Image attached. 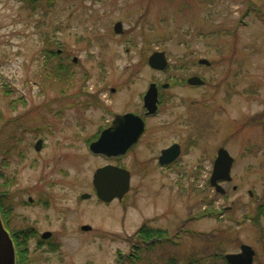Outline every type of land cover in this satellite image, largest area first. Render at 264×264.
Wrapping results in <instances>:
<instances>
[{"label": "rangeland", "instance_id": "rangeland-1", "mask_svg": "<svg viewBox=\"0 0 264 264\" xmlns=\"http://www.w3.org/2000/svg\"><path fill=\"white\" fill-rule=\"evenodd\" d=\"M156 51L165 71L148 64ZM194 75L202 86L187 84ZM151 83L161 109L140 144L119 159L93 155L115 114L141 115ZM175 143L180 156L162 167ZM221 147L235 159L224 194L210 185ZM107 164L132 175L110 204L93 184ZM0 194L9 229L37 230L31 264H117L144 226L161 240L190 232L137 264H209L215 254L225 264L243 244L264 264V0H0Z\"/></svg>", "mask_w": 264, "mask_h": 264}, {"label": "water", "instance_id": "water-1", "mask_svg": "<svg viewBox=\"0 0 264 264\" xmlns=\"http://www.w3.org/2000/svg\"><path fill=\"white\" fill-rule=\"evenodd\" d=\"M123 25L118 22L115 25V32L121 33ZM77 59H75V62ZM151 68L163 71L168 66L166 53L156 51L148 61ZM201 64L209 65L206 59L200 60ZM191 85H203L204 81L194 76L189 79ZM158 88L156 84H151L144 98L145 108L148 114H154L157 111ZM145 131V122L141 116L134 113H126L116 115L112 124L104 129L99 138L91 143L90 151L98 156L106 159L119 158L125 156L133 149L141 139ZM42 140H40L36 149L40 150ZM181 154V146L174 144L162 151L159 158L161 165H168L174 162ZM235 159L229 151L224 147L218 150V156L213 165V171L210 178L211 186L215 187L217 192L225 193L221 183L232 181V168ZM132 175L131 172L123 167L108 164L96 170L93 176V184L97 197L105 202L110 203L116 199L122 200L130 191ZM90 194H84L82 198H90ZM32 200V199H31ZM83 230H91V226L85 225ZM50 233L45 235V238ZM255 250L250 245H242L239 253H231L226 255V259L230 264H254ZM0 264H18L17 250L10 232L6 229L1 211H0Z\"/></svg>", "mask_w": 264, "mask_h": 264}, {"label": "trees", "instance_id": "trees-1", "mask_svg": "<svg viewBox=\"0 0 264 264\" xmlns=\"http://www.w3.org/2000/svg\"><path fill=\"white\" fill-rule=\"evenodd\" d=\"M30 1L36 3L38 0H30ZM3 201H5L6 203V199H4V194L2 195L0 194L1 213L6 222L7 227H9L11 224L10 214L12 212V209L11 206L10 207L5 206L3 204ZM11 232L17 250L18 264H31L30 252H29L30 248L28 243L29 240L35 236V231L32 229H27V230H19V231L11 230ZM163 233H161L159 230H153L149 227L144 226V228L142 230L140 229L137 233L139 237L142 236L143 239L142 244L141 243L135 244L134 246L135 250H133L130 254L120 253L117 264H137L138 262H140L144 258V253L148 252L149 250H154L155 248L163 244L164 239L161 240V238L163 237ZM222 256H223L222 260L224 261V263L229 264L226 261L225 256L224 255ZM218 258L219 255L209 256L208 257L210 261L209 264H215L216 263L215 259ZM208 259L206 261H208ZM175 262H177V259L172 258L171 260L168 261L167 264H176ZM191 264H195V262L193 261L191 262Z\"/></svg>", "mask_w": 264, "mask_h": 264}, {"label": "flooded vegetation", "instance_id": "flooded-vegetation-1", "mask_svg": "<svg viewBox=\"0 0 264 264\" xmlns=\"http://www.w3.org/2000/svg\"><path fill=\"white\" fill-rule=\"evenodd\" d=\"M114 28H115V27H114ZM58 53L61 55V54H62V51L59 50ZM73 62L76 63L77 61L75 62V59H74ZM163 87H164V86H163ZM144 98H145V97H144ZM144 98H143V107L145 108ZM146 113H147V110H146V108H145V110L141 113V117L145 120V122H147V120H146L147 118H152V117H153V116H152V117L147 116ZM115 115H116V114H115ZM115 115H114V116H115ZM113 118H114V117H113ZM109 125H110V124H109ZM39 140H42V139H39ZM39 140H38V141H39ZM32 201H33V200H32ZM32 201H30V202H32ZM190 217H191V216H190ZM191 218H195V217H191ZM188 219H189V220H188ZM188 219H186V222H187V221H191L190 218H188ZM150 222H152V221L150 220ZM32 230L37 231V230L34 229V228H33ZM48 233H50V234H49V236L47 237V239L50 240V239H52V233H51L50 231H46V232H44V233H41L40 235H39V233H38V235L41 236L42 239H43V238L46 239V238H45V235H47Z\"/></svg>", "mask_w": 264, "mask_h": 264}, {"label": "bare ground", "instance_id": "bare-ground-1", "mask_svg": "<svg viewBox=\"0 0 264 264\" xmlns=\"http://www.w3.org/2000/svg\"><path fill=\"white\" fill-rule=\"evenodd\" d=\"M144 136V135H143Z\"/></svg>", "mask_w": 264, "mask_h": 264}]
</instances>
